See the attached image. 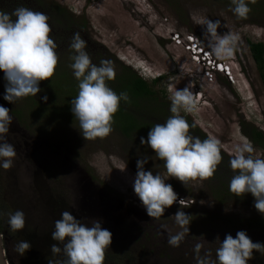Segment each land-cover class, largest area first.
Returning a JSON list of instances; mask_svg holds the SVG:
<instances>
[{
  "label": "rangeland",
  "instance_id": "374dc122",
  "mask_svg": "<svg viewBox=\"0 0 264 264\" xmlns=\"http://www.w3.org/2000/svg\"><path fill=\"white\" fill-rule=\"evenodd\" d=\"M39 1L45 14L47 7H57L70 18L65 30L72 28L87 46L103 49L104 53L98 48L96 54L89 52L87 46L85 50L93 64L99 65L102 59L112 61V82H126L137 76L150 83L161 77L153 88L164 92L161 96L157 93L162 115L158 116L160 112H155L148 101L120 102L121 113L114 116L111 134L103 139L84 140L70 111V102L78 95L74 77L76 84L71 89V83L64 89L60 79L56 81L52 76L49 82L40 83L41 91L36 96L21 98L15 104L0 98V106L5 105L12 116L7 140L17 153L10 169L0 167V212L5 213L0 216L1 240L9 263L48 264L49 260H63L62 253L51 252V245L57 243L51 234L63 211H70L89 226L98 220L102 228L112 233L104 264H197V244L202 245L201 255L210 252L215 261L217 237L222 242L227 234L235 237L238 231H245L253 242L264 244V233L248 228L249 221L264 219L255 207L216 202L206 188L207 180L196 179L185 187L177 179L168 178L163 161L160 163L152 150L148 152L146 144H140V137L147 139L151 128L139 119L164 123L172 115V91L190 84L198 94L199 110L181 115L190 126L195 125L190 127L193 133L205 139L218 138L221 154L231 160L236 146L249 142L240 123L264 136V90L247 49L248 42L264 46V9L258 11L256 4L249 3L251 12L247 19H240L232 11L231 0ZM207 19L220 21L219 35L232 32L239 36L231 59L220 60L211 55L215 62L229 66L233 85L216 72L205 77L204 69L169 38L174 33L192 34L209 52L203 25ZM64 45L58 52L57 70L74 76L70 65L75 53L65 52ZM1 79L6 81L2 71ZM169 85L173 86L172 91ZM139 102L143 104H131ZM25 103L33 106L35 113ZM252 145L253 155L264 158V151ZM145 156L149 158L145 170L159 173L186 202L166 209L159 219L147 215L133 190L137 159ZM17 210L25 215V227L12 233L6 213ZM178 210L191 216L192 222L180 246L171 247L167 242L169 234L182 231L174 217ZM19 241H28L32 246L24 256L15 251ZM253 257L248 264H264V255L254 252Z\"/></svg>",
  "mask_w": 264,
  "mask_h": 264
},
{
  "label": "clouds",
  "instance_id": "9594fccd",
  "mask_svg": "<svg viewBox=\"0 0 264 264\" xmlns=\"http://www.w3.org/2000/svg\"><path fill=\"white\" fill-rule=\"evenodd\" d=\"M255 2L231 0L232 11L238 18L247 19L251 12L249 3ZM48 20L45 13L24 6L11 12L0 10V71L7 81L4 99L9 103L15 104L29 95L36 96L41 91L40 83L55 74L59 62L58 46L50 35L52 29ZM203 25L206 26L204 39L208 54L220 60L231 59L237 51L239 36L232 32L219 35V20L207 19ZM86 46L87 42L80 33L75 32L70 43V49L75 53L70 67L78 81V95L71 100L70 111L79 123L84 140L103 139L113 131L120 102H130V97L126 91L118 95L108 86L107 81L115 78L112 61L102 59L99 65L93 64ZM197 65L204 69V64ZM213 72L222 77L217 66ZM172 87L169 85V91ZM197 95L190 84L172 91V115L164 123L155 124L147 139L140 137V144H146L163 161L168 178L177 179L185 187L196 179L212 178L222 161L221 141L214 136L202 140L190 135V127L195 125L190 126L181 115V112L195 114L199 110ZM43 99L46 101L47 97ZM11 123L9 109L0 106V167L4 170L13 166L17 154L14 145L7 140ZM254 152L250 141L236 146L235 155L230 160V167L236 174L230 180L229 191L237 197L250 193L254 197L255 209L264 216V158L255 157ZM148 161L147 156L137 159L133 190L147 215L159 219L177 202V194L159 173L154 175L145 170ZM3 215L5 213L0 212V216ZM6 215L12 233L23 230L25 215L22 211H9ZM174 217L182 231L169 234L167 242L171 247H179L192 221L191 216L181 210ZM51 239L57 242L51 245V252L53 255L62 253L64 259L49 260L48 264H104L106 251L112 244V233L102 228L98 220L89 226L78 221L70 211H63L60 219L55 221ZM217 241L215 261L210 252L200 254L202 245L195 246L197 264H248L254 258V252L264 255V244L253 242L245 231H238L235 237L227 234L222 242L217 237ZM31 247L28 241H19L15 251L24 256Z\"/></svg>",
  "mask_w": 264,
  "mask_h": 264
},
{
  "label": "trees",
  "instance_id": "16d2710c",
  "mask_svg": "<svg viewBox=\"0 0 264 264\" xmlns=\"http://www.w3.org/2000/svg\"><path fill=\"white\" fill-rule=\"evenodd\" d=\"M254 4H256V8H258V11H261L264 9V0H257ZM20 6L31 8L34 11H40L43 13L45 12V9L42 7L39 0H29V1L28 0H0V10L11 12L13 9L20 7ZM46 15L49 17V21L50 20L54 21V23L50 21L51 23L50 27L52 29V32L50 33V35L55 40L58 46L57 54L60 51V48L63 46V44H65L64 45L65 52L69 50V52L74 53V51L70 49V43H71V39H72V36L75 30H73L72 28L65 30L66 24L68 22H71L70 18H68V16L64 12L59 11L57 7H52V8L47 7ZM68 44H69V48L67 47ZM87 47H88L89 52H92L93 54H96L95 52L99 48V46L96 49H92L89 46ZM99 49H100V52L104 53L103 49L101 48ZM247 49L250 54V58L257 71V75L260 80L261 86L264 90V46L261 43H249L248 42ZM57 68L55 70V74L53 75L55 76L54 79H56V81L60 79L59 83L64 86V89L66 85H69L70 83L71 85L68 87V89L73 88L74 84H76L75 81L73 80L75 77L73 75H70L68 71L65 70V72H62L61 70H57ZM160 78L161 77H158L157 79L151 80L150 83H147L146 81L142 80L140 77L131 76L129 79L125 80L126 82H122L119 79L118 83L115 81L112 82L111 80V81H107V84L118 95L121 92L126 91L129 94L130 100L134 102H136L137 100L148 101L147 104L151 106V108L155 112H160L158 115L160 116L162 115V107L158 103L157 100L159 96L164 95V92L156 91L153 88L154 84H156ZM3 82L0 81V84L2 83L1 88L4 93L6 89L7 81L3 80ZM114 83H117V84H114ZM60 84H57V87L58 85L60 86ZM49 85H52V83ZM157 93L159 96L157 95ZM76 95H74V97H76ZM151 98H154V99H151ZM123 102L124 101L122 100L121 103ZM131 104H136L139 106L143 103L139 102V103H131ZM30 106H31L30 104L27 106L28 109L30 108L29 111L35 113V109L33 108V106L32 107ZM119 113H121L120 108L117 114ZM151 113L152 112H150V114ZM125 114L127 115V113ZM142 114L146 116L147 112L144 113L142 111ZM139 119L143 122V125L145 127L152 128L156 124V122L154 121L148 122V120L142 119V117H140ZM77 123L78 121H76V124ZM77 125H79V123ZM240 130L252 144H254L255 146H259L264 151V136L261 132L257 131L253 127L245 126V124L243 123H240ZM191 134H195L196 136L200 137L202 140L205 139L201 134L193 133V131L190 130V135ZM150 150L151 149L148 148V152ZM235 174L236 173H234V171L230 167V159L226 157L224 154H222V161L218 165L217 171L215 172L212 178L207 179L206 181L207 190H209L212 198L218 203L225 204L227 202H232L233 204L245 205L248 208L254 207V197L250 193L244 196H241V197H237L235 194L229 191L230 180ZM248 228H250L252 231H258V232L264 233V219H255V220L249 221ZM0 231L3 233L1 226H0Z\"/></svg>",
  "mask_w": 264,
  "mask_h": 264
},
{
  "label": "built area",
  "instance_id": "2783aa9c",
  "mask_svg": "<svg viewBox=\"0 0 264 264\" xmlns=\"http://www.w3.org/2000/svg\"><path fill=\"white\" fill-rule=\"evenodd\" d=\"M169 38L171 40V42L173 43V45L175 46H179L181 48H183L187 53L190 54V58L193 59L194 63L196 64H204V66H208L209 70L206 69L204 70V76H210L211 74H213L214 68L215 66H217L222 74L223 78H226L229 80V82L231 84H233L234 82L231 80L230 77V68L228 65H226L223 62L220 61H214L211 58V55H209L208 51L203 49L200 44L198 39L192 35V34H186L183 36H179L177 33L171 34L169 35ZM230 76V77H229ZM180 200H183L181 197H179L177 195V202L174 203L175 205H185L186 202L183 200V202L181 203Z\"/></svg>",
  "mask_w": 264,
  "mask_h": 264
},
{
  "label": "water",
  "instance_id": "95a60500",
  "mask_svg": "<svg viewBox=\"0 0 264 264\" xmlns=\"http://www.w3.org/2000/svg\"><path fill=\"white\" fill-rule=\"evenodd\" d=\"M1 237H2V232L0 231V264H10L6 257V252L3 248Z\"/></svg>",
  "mask_w": 264,
  "mask_h": 264
},
{
  "label": "flooded vegetation",
  "instance_id": "af4514ba",
  "mask_svg": "<svg viewBox=\"0 0 264 264\" xmlns=\"http://www.w3.org/2000/svg\"><path fill=\"white\" fill-rule=\"evenodd\" d=\"M2 80V82H3V79H1ZM4 83V82H3ZM1 85H2V83L0 84V88H1ZM4 93H3V91H2V88H1V90H0V98H2V100H5L4 99ZM4 107H5V105H4ZM18 129H19V127H18ZM20 136H24V137H26V138H28L27 136H25V135H23V134H20ZM33 151H35V149L33 150ZM32 151V152H33ZM59 152V151H58ZM59 154L61 155V152H59ZM160 162V161H159ZM160 163H162V162H160Z\"/></svg>",
  "mask_w": 264,
  "mask_h": 264
},
{
  "label": "bare ground",
  "instance_id": "6f19581e",
  "mask_svg": "<svg viewBox=\"0 0 264 264\" xmlns=\"http://www.w3.org/2000/svg\"><path fill=\"white\" fill-rule=\"evenodd\" d=\"M203 67H204V70H206V69L209 70L208 66H206V65L204 66V65H203Z\"/></svg>",
  "mask_w": 264,
  "mask_h": 264
}]
</instances>
